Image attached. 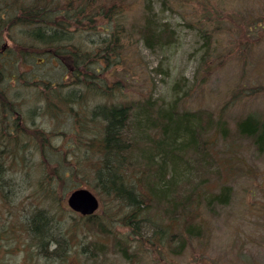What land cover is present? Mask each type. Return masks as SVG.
Wrapping results in <instances>:
<instances>
[{"label": "rangeland", "instance_id": "1", "mask_svg": "<svg viewBox=\"0 0 264 264\" xmlns=\"http://www.w3.org/2000/svg\"><path fill=\"white\" fill-rule=\"evenodd\" d=\"M3 1L0 0V5ZM127 1L131 5L126 27L133 30L131 20L141 23L138 4L144 0ZM145 1L153 14L171 27L173 42L151 50L132 38L130 51L138 52L130 58V64L121 63L116 71L109 68L107 82L97 90L100 97L76 109L89 110L99 102L135 106L148 100L155 107L160 103L167 107V103L174 102L176 113L194 112L199 122L194 135L199 141L200 113L205 117L202 137L215 139L217 143L210 148L211 161L177 143L178 195L163 199L148 191L160 183L159 171L165 179H176L163 166L159 169L161 155L147 164L151 169L149 174L142 168L144 155L139 150L125 156L135 172L132 175L140 177L136 187L143 191L145 186L147 210L139 216L137 232L143 231L141 226L145 222L153 227L147 233L141 232L143 236L131 233L130 227L118 220L127 213L125 205L103 194L96 186L94 172L87 169L90 164L87 158L98 161L101 157L96 149L84 148V142L92 134L83 131L82 141L77 142L76 133H71L73 116H66L60 110L59 117L52 118L39 109L30 119L42 131L54 133L46 135L45 143L34 135H20L18 139L25 147L13 148L6 169L0 173V264H264V150L258 152L250 138L238 136L234 131L237 117L264 111V91L256 89L251 95H243L252 85L264 87V29L249 30L252 23L264 19V0H188L178 7L171 3L169 8L163 0ZM122 24L125 26L123 20ZM199 26L213 32L208 40L214 46L209 53L212 69L207 77H202L206 78L205 82L200 74L206 73L199 64L207 47ZM12 34L13 38H19L18 32ZM85 34H89L87 43L84 41L86 46L90 47L91 42V46L98 48L100 35L92 31L79 34L72 42H78ZM8 46L19 49L12 44ZM0 57L7 59L5 64H22L19 56L11 58L6 51ZM41 57V53L32 56L23 62V69L12 67L15 76L28 82L21 79V84L18 78L0 81V90L8 96L20 97L23 106L18 108L22 113L39 104L38 87L30 85L33 77L57 79L59 74L66 73L62 66L53 68L46 61L36 64ZM109 57L115 59L113 51ZM115 81L119 90L112 86ZM218 115L223 120L221 129ZM25 117L24 128L34 127L26 112ZM4 118L6 122L7 116ZM142 127L143 133L137 137L149 136L151 141L160 137L159 130L150 124ZM63 131L66 133L60 134ZM142 148L145 150V146ZM71 155L86 161L84 166L72 164ZM69 167H77L79 171L68 173ZM142 177L149 181L143 182ZM76 184L98 196L99 207L94 213L100 217L95 219L98 223L83 219L68 207L67 195ZM223 186L229 188L227 203H212L211 194ZM35 209H44L57 220L51 227L69 246L63 259L46 261L37 249L28 225ZM55 246L52 244L48 249ZM123 249L131 254L136 251L138 255L128 261Z\"/></svg>", "mask_w": 264, "mask_h": 264}, {"label": "trees", "instance_id": "2", "mask_svg": "<svg viewBox=\"0 0 264 264\" xmlns=\"http://www.w3.org/2000/svg\"><path fill=\"white\" fill-rule=\"evenodd\" d=\"M186 1L188 0H163V3L169 8L171 3L174 7H178ZM130 5L131 2L127 0H5L2 2L0 5V41L6 37L11 39L12 45L19 47L15 50L10 47L6 48L7 56L10 55L11 58L19 56L20 62H28L32 56L35 58L41 53L40 63L35 61L36 64L46 61L53 68L58 69L62 66L66 73L64 76L59 74L57 79L50 78V76L33 77L30 85L38 87L39 104L29 110H24V113L18 108V106H23L19 102V96L15 94L8 96L0 90V173L6 169L7 160L13 154V148L25 147L22 145L24 142L18 139L20 135H34L37 139L43 138L42 142L45 143L47 142L46 135L54 133L53 130L42 131V128L37 127L30 119L31 115L42 109L52 118H58L61 110L66 113V116L69 114L73 116L74 128L71 133H76L77 142L82 141L84 136L80 134L83 131L92 134L93 137L91 136L84 142L86 144L84 148L96 149L101 157L98 161L87 158L86 161L90 163L87 169L94 172L96 186L103 194L112 196L114 200L125 205L124 209L127 213L126 215L119 214L121 216L118 220L130 227L131 233L141 234L153 228L150 222H145V225L141 226L143 231L137 232L139 216L147 210L144 203L145 186L142 185L144 192L136 187L140 177L132 175L135 172L131 171L124 157L135 154V149L139 150L142 153L141 156L144 155L142 163L145 165L142 168L146 170L145 173L149 174L151 169L147 164H151L155 156L161 155L159 169L163 166L169 173L175 174L173 178H176L180 173L177 169L180 164L176 154L177 143L200 154L201 158H210L209 161L213 157L212 153L210 155V148L211 146L214 148L217 143L215 139L202 137L201 125L205 117L201 113L199 141V138L194 135V127L199 126L194 112L190 113L185 110L182 113H176L174 102L167 103V107H163L161 103L155 107L148 100L135 106L124 102L110 104L99 102L89 110L84 108L82 110L84 112L76 109V107H84L89 100L100 97L97 90L107 82L106 73L109 68L116 71L121 63L130 64V58L136 55V51L138 52L137 49L130 51L132 38L136 39V43L141 42L145 48L151 50L173 42L174 34L171 27L153 14L145 0L138 4L141 11V23L131 20L135 28L133 30L127 28V13L130 11ZM199 28L200 26L198 27L199 34L207 47L206 55L202 57L199 64V68L206 73L200 74L201 81L205 82L206 78L202 77H207L212 69L209 53L213 51L214 46L212 42L208 43V40L211 39L213 32L205 26L200 28L201 30ZM257 29H264V19L250 25L249 30ZM78 30H81V33L77 34ZM12 31L18 32L19 38H13L14 32L12 34ZM88 31L100 35L99 43L101 44L98 48L91 46L90 41V47L86 46L88 40L86 37L89 34L79 39L82 42H76L77 40L72 42L76 36ZM121 35H124V38ZM112 51L114 60L109 57ZM6 61V58L0 57V81L18 78L21 84L22 80L25 83L28 82L19 75L15 76V72L11 71L12 67L17 69L20 66L23 69L25 64H5ZM116 85V81L112 82V86L119 90L120 86ZM256 89L264 91L262 85H252L243 95H251ZM59 101L61 106H59ZM25 112L34 127L24 128L22 125L25 123V121L22 123V119H26ZM5 116H7L6 122H4ZM220 117L218 115L217 123L221 129L223 120ZM89 123L92 125L89 126ZM146 124L157 128L160 137L152 141L149 136L137 137L138 134L143 133L142 125ZM133 128H135L134 131ZM234 131L238 136L250 138L254 148L262 152L264 150V111L247 112L237 117L234 120ZM64 133L66 132H60V134ZM143 140H146L147 144H144ZM69 158L74 165L84 166L86 162L72 155ZM172 169L173 172H171ZM77 171H79L77 167L68 168V173L73 174ZM157 178L160 183L155 186L156 189L153 187L148 189L151 194L163 199L178 195L176 184L180 181L176 182L177 178L175 180L165 179L163 172L160 171ZM141 180L149 181L143 177ZM79 186L76 184L74 188ZM229 194V188L223 186L219 192L212 193L210 197H213L212 203L226 204ZM207 204L209 205L210 202ZM191 206L195 207V205ZM81 217L93 223H98L95 219H100L96 214ZM56 222L57 220L44 209H35L28 219L29 229L34 234L37 249L46 261L63 259L68 253V242L57 234L56 229L53 230L51 227ZM101 229L104 228L101 227ZM52 244L56 246L49 250L48 247ZM122 254L128 261H133L138 255L136 251L131 254L126 253L124 249Z\"/></svg>", "mask_w": 264, "mask_h": 264}, {"label": "water", "instance_id": "3", "mask_svg": "<svg viewBox=\"0 0 264 264\" xmlns=\"http://www.w3.org/2000/svg\"><path fill=\"white\" fill-rule=\"evenodd\" d=\"M68 206L83 215L91 214L98 207L95 194L85 187L72 190L67 196Z\"/></svg>", "mask_w": 264, "mask_h": 264}, {"label": "flooded vegetation", "instance_id": "4", "mask_svg": "<svg viewBox=\"0 0 264 264\" xmlns=\"http://www.w3.org/2000/svg\"><path fill=\"white\" fill-rule=\"evenodd\" d=\"M10 44H12L11 39L4 37V39H2V42H0V53L1 54L4 53L5 49L6 48L8 49L10 47V46H8ZM22 64H23V62H22Z\"/></svg>", "mask_w": 264, "mask_h": 264}]
</instances>
